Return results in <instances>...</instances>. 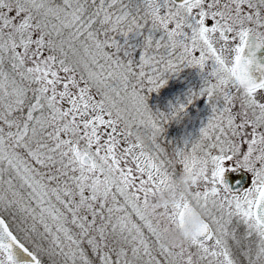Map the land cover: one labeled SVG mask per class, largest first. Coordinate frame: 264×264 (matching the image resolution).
<instances>
[{"label":"snow or ice","instance_id":"snow-or-ice-1","mask_svg":"<svg viewBox=\"0 0 264 264\" xmlns=\"http://www.w3.org/2000/svg\"><path fill=\"white\" fill-rule=\"evenodd\" d=\"M262 52L264 0H0V264H264Z\"/></svg>","mask_w":264,"mask_h":264},{"label":"rangeland","instance_id":"rangeland-1","mask_svg":"<svg viewBox=\"0 0 264 264\" xmlns=\"http://www.w3.org/2000/svg\"><path fill=\"white\" fill-rule=\"evenodd\" d=\"M193 83L196 84V87L201 84L198 70L193 67L185 68L179 74L173 75L168 84L159 93H153L151 100L155 98L154 102L152 100L153 104L156 101L161 103L164 100L163 102L170 107V103H175L178 99L182 100L184 98L188 90L193 88ZM161 95L163 96L161 97ZM208 114L209 109L205 98L197 99L189 105L187 115L173 123L171 137L180 138L190 134L195 135Z\"/></svg>","mask_w":264,"mask_h":264},{"label":"flooded vegetation","instance_id":"flooded-vegetation-1","mask_svg":"<svg viewBox=\"0 0 264 264\" xmlns=\"http://www.w3.org/2000/svg\"><path fill=\"white\" fill-rule=\"evenodd\" d=\"M172 94H173V92H172ZM171 94V95H172ZM163 95H161V97H162ZM162 100V99H161ZM164 101V100H163ZM163 101H161V103H158L157 101H156V103L155 104H153V102H152V106H153V108H159V109H162V110H168V106H167V104H165ZM174 122H176V121H172L169 125H168V130H167V133H168V131L170 132V135L172 134L171 132H172V127H173V123Z\"/></svg>","mask_w":264,"mask_h":264},{"label":"clouds","instance_id":"clouds-1","mask_svg":"<svg viewBox=\"0 0 264 264\" xmlns=\"http://www.w3.org/2000/svg\"><path fill=\"white\" fill-rule=\"evenodd\" d=\"M177 184H181V181L178 179L176 181ZM165 195L169 198V199H172V193L171 192H165ZM176 195L178 196L179 195V190L176 191Z\"/></svg>","mask_w":264,"mask_h":264},{"label":"trees","instance_id":"trees-1","mask_svg":"<svg viewBox=\"0 0 264 264\" xmlns=\"http://www.w3.org/2000/svg\"><path fill=\"white\" fill-rule=\"evenodd\" d=\"M195 87H196V84H194V83H193V88H195ZM152 100L154 101V100H155V98H153ZM152 100H151V97H150L149 103H150L151 105H153V104H152ZM171 133H172V132H171ZM167 134H168V136H169V137H171V135H170V132H169V131H168V133H167Z\"/></svg>","mask_w":264,"mask_h":264},{"label":"water","instance_id":"water-1","mask_svg":"<svg viewBox=\"0 0 264 264\" xmlns=\"http://www.w3.org/2000/svg\"><path fill=\"white\" fill-rule=\"evenodd\" d=\"M261 54L264 55V52H262Z\"/></svg>","mask_w":264,"mask_h":264}]
</instances>
